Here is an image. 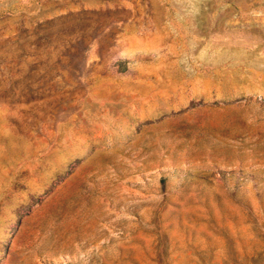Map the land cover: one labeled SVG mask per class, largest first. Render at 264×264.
Here are the masks:
<instances>
[{
	"label": "rangeland",
	"instance_id": "1",
	"mask_svg": "<svg viewBox=\"0 0 264 264\" xmlns=\"http://www.w3.org/2000/svg\"><path fill=\"white\" fill-rule=\"evenodd\" d=\"M0 264H264V0H0Z\"/></svg>",
	"mask_w": 264,
	"mask_h": 264
}]
</instances>
